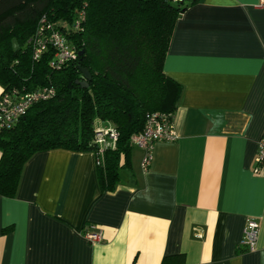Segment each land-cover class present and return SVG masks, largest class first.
I'll use <instances>...</instances> for the list:
<instances>
[{"label":"crops","instance_id":"0c3cea01","mask_svg":"<svg viewBox=\"0 0 264 264\" xmlns=\"http://www.w3.org/2000/svg\"><path fill=\"white\" fill-rule=\"evenodd\" d=\"M163 71L182 92L174 141L144 171L132 146L101 190L93 151L41 150L0 195V264H264V0H200L178 17ZM3 87L0 84V94ZM259 223L254 250L240 243ZM85 227L103 239L90 242Z\"/></svg>","mask_w":264,"mask_h":264},{"label":"trees","instance_id":"16d2710c","mask_svg":"<svg viewBox=\"0 0 264 264\" xmlns=\"http://www.w3.org/2000/svg\"><path fill=\"white\" fill-rule=\"evenodd\" d=\"M199 1L0 0L3 90H56L0 131V195L13 197L25 162L55 148L93 151L100 189L113 190L130 164L131 135L143 130L149 113L177 109L182 87L163 62L177 17ZM42 24L61 31L75 56L58 63L48 43L35 58ZM80 67L91 74L87 86L77 82L84 79ZM97 123L118 132L101 154L93 141ZM160 264H183V255L164 256Z\"/></svg>","mask_w":264,"mask_h":264},{"label":"built area","instance_id":"2783aa9c","mask_svg":"<svg viewBox=\"0 0 264 264\" xmlns=\"http://www.w3.org/2000/svg\"><path fill=\"white\" fill-rule=\"evenodd\" d=\"M44 19H42L43 21ZM45 28V29H44ZM47 30L48 33L44 34ZM39 37L34 43V57L38 58L43 50L51 43L55 49V57L58 63L75 56V51L70 46L64 34L50 25H40L37 30ZM54 86H42L32 90H18L16 88L3 90L0 94V131L11 128L27 110L36 102L46 100L55 94ZM172 114L152 112L146 117L144 128L140 133H134L130 137L132 146H137L143 151L141 167L146 171L153 158L154 145L158 141H174L178 134L173 126ZM118 132L115 128L96 124L93 141L97 144L99 153L108 147L115 145ZM255 168L258 171L264 166V132L257 142L255 154ZM259 223L253 217H247L243 228V236L240 241L247 250H254L258 236ZM82 235L90 242L102 241L100 232L85 227Z\"/></svg>","mask_w":264,"mask_h":264},{"label":"water","instance_id":"95a60500","mask_svg":"<svg viewBox=\"0 0 264 264\" xmlns=\"http://www.w3.org/2000/svg\"><path fill=\"white\" fill-rule=\"evenodd\" d=\"M80 71L82 72L84 79L78 80L77 82L80 83L82 86H87V81L91 79V74L87 69L83 67H80Z\"/></svg>","mask_w":264,"mask_h":264},{"label":"rangeland","instance_id":"374dc122","mask_svg":"<svg viewBox=\"0 0 264 264\" xmlns=\"http://www.w3.org/2000/svg\"><path fill=\"white\" fill-rule=\"evenodd\" d=\"M13 45H14V46H16V45H17V43H16V41H15V40H13Z\"/></svg>","mask_w":264,"mask_h":264}]
</instances>
